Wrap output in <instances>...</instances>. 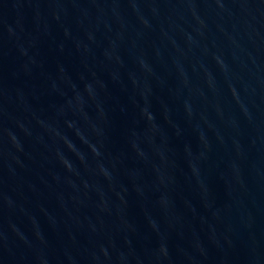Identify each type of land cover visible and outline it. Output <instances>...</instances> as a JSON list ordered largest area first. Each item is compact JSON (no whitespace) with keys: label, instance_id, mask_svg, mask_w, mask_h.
<instances>
[{"label":"water","instance_id":"95a60500","mask_svg":"<svg viewBox=\"0 0 264 264\" xmlns=\"http://www.w3.org/2000/svg\"><path fill=\"white\" fill-rule=\"evenodd\" d=\"M0 264H264V0H0Z\"/></svg>","mask_w":264,"mask_h":264}]
</instances>
